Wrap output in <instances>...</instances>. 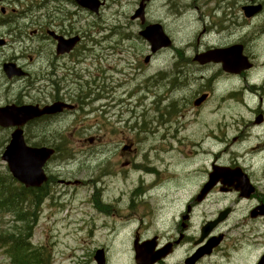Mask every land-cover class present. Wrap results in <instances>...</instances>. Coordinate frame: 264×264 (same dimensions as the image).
<instances>
[{"label":"flooded vegetation","instance_id":"obj_1","mask_svg":"<svg viewBox=\"0 0 264 264\" xmlns=\"http://www.w3.org/2000/svg\"><path fill=\"white\" fill-rule=\"evenodd\" d=\"M175 1L165 2L170 16H184L185 7L193 12L192 38L177 45L162 21L152 18L151 0L145 4L143 16L132 17L139 0L128 20L138 28L132 36L137 33L146 41L139 32L150 23H160L171 39L170 46L155 52H151L148 42L149 52L143 60L147 64L168 51V70L162 71L164 74L155 82L163 91L154 99L155 115L151 119L163 131L157 137L158 147L186 151L191 157L206 153L210 158L201 171L195 169L189 176L184 173L180 180L165 178V195L172 190L177 196L175 202L164 207L163 218L154 220L147 210L138 222L124 224L134 228L130 264H264V159L254 160L264 152V0H181L187 6L175 5ZM40 7L38 0H0V25L13 41L29 37H36L39 43L49 41L50 74L45 82L51 86L52 98L33 104L66 105L45 116L50 119L83 110L85 96L71 95L67 75L58 78L55 72L60 59L74 61L83 50V36L64 28L55 17L49 21L50 12L42 21ZM58 37L75 38L76 42L68 50H58ZM123 38L129 36L123 34ZM0 41V47L12 42L2 35ZM37 57L19 47L2 60L1 67L11 62L23 72L5 75L8 81H18L19 87H24L10 104H26L40 92L37 85L41 86L42 80L37 72L41 68L31 71ZM149 82L145 81L146 87L153 86ZM112 107L102 103L97 110L104 136L113 122ZM193 126L201 127L202 132L188 131ZM152 134L154 131H149L146 139L150 140ZM137 145L131 136L117 139L114 144H100L102 153L109 150L114 156L112 165L110 155L99 163L98 178L103 189V176H121L123 167L136 166L132 157ZM53 148L56 153V145ZM141 254L148 258L139 260Z\"/></svg>","mask_w":264,"mask_h":264},{"label":"rangeland","instance_id":"obj_2","mask_svg":"<svg viewBox=\"0 0 264 264\" xmlns=\"http://www.w3.org/2000/svg\"><path fill=\"white\" fill-rule=\"evenodd\" d=\"M38 1L42 21L50 12L49 21L55 17L64 28L83 36L80 44L83 50L79 51L74 61L63 62L60 59L55 65V72L58 78L67 75V91L73 96L84 95V104L83 110L24 126L28 144L56 145V153L44 167L46 175L53 179L49 193L39 203L21 199L19 209L11 215L0 211V264L13 263L10 253L16 243L14 237L5 232L13 225L21 236L26 235L24 227L28 231V238L21 240L26 243L25 251L47 252L48 260L39 264H94L97 249H104L106 264H130L129 248L134 228L130 223L127 226L124 224L127 221L138 222L147 210L153 214L154 220L163 218L164 207L175 202L177 196L172 190L165 195V178L173 176L175 180H180L184 173L189 176L195 173V169L201 171L210 155L198 152L191 157L189 152L162 150L157 145L160 143L157 137L163 131L151 119L155 115L154 99L160 96L163 89L155 86V82L164 74L162 71L168 70L169 56L168 51H163L153 61L143 62L149 52V44L137 33L132 36V31L136 32L138 28L128 20L139 0H104L97 13L72 0ZM185 1L176 0L175 5L181 3L187 6ZM165 2L167 0H151L149 9L152 18L162 21L176 45L191 39L192 10L185 7L182 9L187 11L184 16L182 13L178 17L170 16L164 7ZM123 34L129 38L124 39ZM0 35L12 41L11 45L0 47V107L13 102L16 93L24 88L19 87L18 81H8L1 67L2 60L19 47L38 55L31 71L41 68L37 72L42 80V85H37L40 92L30 99L31 102L24 103L49 102L52 98L51 86L45 82L50 74L49 41L39 43L36 37L13 41L1 25ZM147 79H150L148 85L153 86H145ZM99 95L103 97L99 99ZM102 103L111 104V114L114 115L105 136L99 126L97 111ZM200 123L203 124V121ZM145 129L147 132H144ZM190 130L202 132V128L196 126ZM10 131L0 128L1 176L8 173L1 155ZM149 131L155 134L147 140L145 135ZM126 136H131L138 143L132 157L136 166L123 167L121 176H103L106 187L103 189V183L98 178L99 163L113 151L102 153L100 144H114L117 139L122 140ZM172 144L175 145V142ZM113 157L111 154L110 165ZM263 159L264 152L254 160ZM139 165L148 167L142 169ZM9 180L14 185L18 184L11 176ZM65 180L70 181L69 184ZM5 210L12 211L7 207ZM22 215L24 221L20 220Z\"/></svg>","mask_w":264,"mask_h":264},{"label":"water","instance_id":"obj_3","mask_svg":"<svg viewBox=\"0 0 264 264\" xmlns=\"http://www.w3.org/2000/svg\"><path fill=\"white\" fill-rule=\"evenodd\" d=\"M80 6L88 8L94 12L102 4L100 0H74ZM148 0H140L139 6L132 17L143 16V9ZM150 44L151 52L168 47L171 44L170 38L163 31L159 23L147 25L139 32ZM76 42L75 38L62 39L58 37V50H68ZM3 42L0 41V44ZM3 72L11 77L20 75L23 72L16 67L14 63L6 62L2 66ZM18 71H21L18 72ZM64 106L61 102H53L40 107L37 104H23L16 106L14 104L0 107V126H15L10 134V139L2 153V159L7 163L8 170L13 177L23 183L26 187H38L46 181V175L43 172V165L51 157L53 148L46 146H29L25 143L22 126L29 120L44 114H51L60 111ZM71 106H69L70 108ZM148 258V255L142 254V259ZM141 259V258H140ZM94 260L97 264H105L103 249H98L94 254ZM149 264V262H144Z\"/></svg>","mask_w":264,"mask_h":264},{"label":"trees","instance_id":"obj_4","mask_svg":"<svg viewBox=\"0 0 264 264\" xmlns=\"http://www.w3.org/2000/svg\"><path fill=\"white\" fill-rule=\"evenodd\" d=\"M46 117H42L37 120H46ZM36 121V120H35ZM10 178V175L6 173L4 176L0 175V209L5 210V208H9L11 213L17 211L19 208V201L21 199H30L32 202L39 203L44 197L47 196V182L44 186L36 189V188H25L20 184L14 185L12 180L7 181ZM12 178V177H11ZM23 216L20 220L24 221ZM24 234L17 232L15 234H10L14 237V243L12 247V253H10V257L13 261L12 264H39L48 260L47 252H30L25 251L24 247L26 243L23 240L24 238H28L27 229L24 227ZM21 237V238H20Z\"/></svg>","mask_w":264,"mask_h":264},{"label":"bare ground","instance_id":"obj_5","mask_svg":"<svg viewBox=\"0 0 264 264\" xmlns=\"http://www.w3.org/2000/svg\"><path fill=\"white\" fill-rule=\"evenodd\" d=\"M1 193V192H0Z\"/></svg>","mask_w":264,"mask_h":264}]
</instances>
